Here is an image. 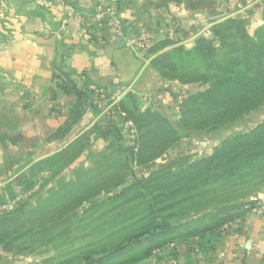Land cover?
Here are the masks:
<instances>
[{
    "label": "crops",
    "instance_id": "0c3cea01",
    "mask_svg": "<svg viewBox=\"0 0 264 264\" xmlns=\"http://www.w3.org/2000/svg\"><path fill=\"white\" fill-rule=\"evenodd\" d=\"M110 5L121 16L124 37L98 25L99 8ZM240 12L253 32L264 23V0H0V177L15 173L9 165L12 158L19 164L51 157L91 117L108 118L122 134L131 128L120 108L106 117L89 106L66 139L57 140L53 135L77 98L58 87L56 74H67L81 92L96 86L105 105L129 89L122 100L136 96L144 106L175 119L190 87L163 80L154 69L152 60L159 52L175 46L156 53L157 38L191 41L193 48L196 37L211 36L217 18ZM134 38L154 45L139 51L129 44ZM120 39L124 42L119 44ZM211 242L204 252L181 245L138 264H264V194L254 207L239 211ZM30 260L24 253L0 248V264Z\"/></svg>",
    "mask_w": 264,
    "mask_h": 264
},
{
    "label": "rangeland",
    "instance_id": "374dc122",
    "mask_svg": "<svg viewBox=\"0 0 264 264\" xmlns=\"http://www.w3.org/2000/svg\"><path fill=\"white\" fill-rule=\"evenodd\" d=\"M243 15L230 18L245 20L248 33L255 38L258 30L264 28V23L252 32L248 28L247 17ZM209 31L211 33V28ZM166 37L157 38V44L170 38L169 35ZM201 37L213 41L217 49L220 47L218 39L212 33L211 36L203 34L196 37L195 44ZM171 38L174 39L175 36ZM135 39L146 38L133 40ZM172 42L176 43L174 47L183 44L186 49L192 48L191 41ZM148 43L149 47L146 50L133 46L132 43L129 44L139 51L147 52L154 45V42L149 40ZM181 58L193 61L192 58L186 59L184 56ZM202 67L199 61H195L187 67L183 66L178 73L187 75L196 71L203 72ZM175 74H172L173 77L177 75ZM179 84L189 86L190 93L180 102L179 114L175 119H170L166 114L150 106H144L138 98V104L136 101L134 103L132 98L126 101L128 109L138 117L137 123L142 134L145 135L142 140L150 145L152 153H162L165 150L164 143L169 138L158 129L160 124L156 117L144 115L145 113H160L176 126L175 129L179 134L178 143L163 152L159 159L148 166L140 167L135 161L125 160L128 149L136 152L139 146L140 131L139 129L137 131L132 122L128 121L131 128H128L126 134H122L119 139L118 134L114 132L115 125L108 121V118L96 121L92 117L85 122L86 124L84 123V126L76 130L69 143H62L63 145L53 154H62L61 157L47 170L44 169L45 167L40 168L38 163L49 157L37 162L25 159L19 164L16 163V158H12L9 165L14 167L12 172L15 173L0 177V219L16 217L22 225L6 239L4 244L0 245V248L24 253L32 259L27 262L29 264H86V262L89 264L88 260L113 257L129 247V241L136 234L135 225L141 223L150 213V207L154 206L155 211L163 207L162 203L157 204L161 201L162 192L151 191V185H154L156 179H160L151 176L152 173H159V169H164L170 175L177 173V170L189 165L190 161L206 159L218 153L224 142L264 127V100H262L247 114L227 126H219L215 130L209 128L199 131L182 130L177 127L181 106L189 97L204 92L206 85L209 84ZM128 92L129 89L118 94H122L123 97ZM65 137L60 141L63 142ZM260 138L258 143H252L253 148H247L241 153L245 156H257L250 158L247 164L239 162L236 166L237 175L241 173L247 177L260 166L264 169V129L261 130ZM77 140L79 141L71 146ZM184 159L188 160L184 161ZM236 168L234 166L233 170ZM176 182L175 185L170 186L182 184L178 179ZM193 182L194 180L191 179L192 184ZM157 184L159 185V182ZM231 184L233 188H229L225 196L256 199L264 194V175L251 176L247 181ZM69 191L71 194L66 193ZM77 201L80 202L76 204ZM213 205L210 204L208 207L205 204L200 205L201 208H207L196 212V215L187 214L181 217L180 223L191 222L192 226L198 225L195 218L210 212ZM155 211L152 209V213ZM207 221L205 223H208ZM25 233H28L25 237L21 236ZM17 237L19 238L16 240ZM197 239L198 237H193L183 244L175 243L177 247L183 245L189 250L191 247H188L190 244L187 243ZM146 245L145 243L141 249ZM126 257L128 254L121 256L119 260H125Z\"/></svg>",
    "mask_w": 264,
    "mask_h": 264
},
{
    "label": "trees",
    "instance_id": "16d2710c",
    "mask_svg": "<svg viewBox=\"0 0 264 264\" xmlns=\"http://www.w3.org/2000/svg\"><path fill=\"white\" fill-rule=\"evenodd\" d=\"M244 22L243 19L228 18L212 25L211 33L219 41L218 49L213 45V41L201 37L191 49L176 46L158 54L152 60V66L163 80H176L181 84H209L206 85L204 92L189 97L181 106L177 127L187 131H199L204 128L215 130L219 126L224 127L232 124L234 120L247 114L251 108L264 100V28L259 29L257 36L253 38L248 33ZM174 44L176 43L165 41L159 43L153 51L157 53L158 50H163ZM181 56L186 59L192 58L193 61L182 59ZM195 61L202 64L203 72L196 71L187 75L178 73L183 66L187 67ZM173 73L177 75L175 74L176 76L173 77ZM55 80L59 88L77 98L65 124L53 135L57 140H60L71 131L73 126L77 125L87 107L93 108L94 105L92 92L89 90L87 92L79 91L67 74L60 72L55 75ZM126 98L121 99L119 108L126 115L124 120L132 122L137 131L139 129L140 140L138 150L134 152L133 149H128L125 160L135 161L140 167L148 166L159 159L163 152L176 145L180 137L175 129L176 126L168 118L158 112L145 113L144 115L156 117L160 124L158 129L167 134L169 138L164 143L165 150L162 153H152L150 145L142 140L145 135L142 134L137 123L138 117H135L126 106L128 98H132L134 103L136 101L138 104L137 98L132 95ZM262 129L264 127H259L250 134L224 142L218 153L216 152L206 159L190 161L189 165L180 168L177 173L170 175L164 169H159V173H152L151 176L160 177V179H156L154 185H151V191L162 192L161 201L157 204L162 203L163 207L155 211V207L150 205V213L142 219L141 223L135 225L136 234L129 241L127 249L113 257L88 260L89 264H138L151 257L156 250L162 249L170 243L180 242L183 244L187 239L193 237H198L196 241H192H195L197 248L202 252L206 251L212 244L211 239L215 233L221 231L226 223L239 215V211L244 208H252L258 202V198L247 199L248 197L239 198L224 194L233 186L231 183L244 182L251 176L262 177L264 175V169H261L263 166L256 168L247 177L241 173L237 175L238 168H236L239 162L247 164L250 158L257 156H245L241 153L247 148H253V142L258 143L261 140ZM114 132L121 139V130L116 127ZM78 141H75L71 146ZM61 155H53L38 163V166L45 167L44 169L47 170ZM187 160L184 159V161ZM234 166L236 169L233 170ZM226 177L227 179H225ZM177 179L182 184L170 186L171 184L175 185ZM191 179L194 180L193 184ZM66 193L71 194L70 191ZM79 202L77 201L76 204ZM204 204L207 207L214 204V207L210 212L195 218L198 225L192 226L191 222L180 223L181 217L187 214L196 215V212L206 209L207 207H199ZM155 206L157 205L155 204ZM152 209L155 211L154 213H152ZM206 220L209 225L205 223ZM21 225V221L16 217L0 219V245L4 244L6 239L10 238ZM26 234L28 233L21 236L25 237ZM145 243L146 247L141 249ZM126 254L128 257L120 261L119 258ZM130 254H132L131 257H129ZM86 264L88 263L86 262Z\"/></svg>",
    "mask_w": 264,
    "mask_h": 264
},
{
    "label": "built area",
    "instance_id": "2783aa9c",
    "mask_svg": "<svg viewBox=\"0 0 264 264\" xmlns=\"http://www.w3.org/2000/svg\"><path fill=\"white\" fill-rule=\"evenodd\" d=\"M242 8L244 9L245 7ZM242 14L243 13L240 12L237 13L235 16L233 15L231 17L242 16ZM96 17L99 27L104 29L105 28L109 29L112 32H114L116 35L124 37L123 36L124 28H123L122 19L115 5L99 8V13ZM228 18H230V16L227 15L219 17L214 21V23ZM130 43H132L133 46H137L138 48H141L143 50H146L149 47L148 40L146 39H142V40L135 39L132 40ZM89 90L90 92H92L93 105L96 108V110L100 112L102 116L110 117L115 115V113L119 112V103L122 99V94H116L114 98L111 99V103L109 105H105L104 95L101 93L100 89H98L96 86H91ZM194 242H192L188 246L191 247V249L189 250L198 252L199 248H197V245ZM177 246L178 245L175 242L170 243L166 247L156 250L154 252V255L159 256L165 254L168 251L176 250Z\"/></svg>",
    "mask_w": 264,
    "mask_h": 264
},
{
    "label": "water",
    "instance_id": "95a60500",
    "mask_svg": "<svg viewBox=\"0 0 264 264\" xmlns=\"http://www.w3.org/2000/svg\"><path fill=\"white\" fill-rule=\"evenodd\" d=\"M123 42H124V40H123V39H120V40H119V44H120V43H123Z\"/></svg>",
    "mask_w": 264,
    "mask_h": 264
}]
</instances>
